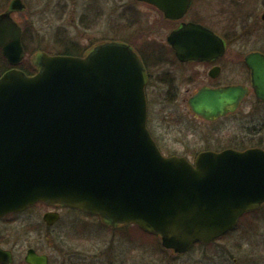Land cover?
I'll return each instance as SVG.
<instances>
[{
	"label": "water",
	"instance_id": "water-1",
	"mask_svg": "<svg viewBox=\"0 0 264 264\" xmlns=\"http://www.w3.org/2000/svg\"><path fill=\"white\" fill-rule=\"evenodd\" d=\"M180 19L192 0H139ZM12 0L0 13V48L11 65L25 58L22 27ZM168 42L179 59L211 60L226 44L211 29L185 22ZM39 71L13 67L0 76V217L46 201L99 214L111 225L136 223L158 233L175 252L209 242L233 227L243 213L264 204V150L200 153L192 164L165 156L148 127L147 69L131 45L109 41L85 56L36 54ZM264 99V54L246 57ZM245 90L200 89L195 111L213 118L234 110ZM56 221L57 213L45 214ZM31 264H49L29 249ZM11 251L0 247V261Z\"/></svg>",
	"mask_w": 264,
	"mask_h": 264
},
{
	"label": "flooded vegetation",
	"instance_id": "flooded-vegetation-1",
	"mask_svg": "<svg viewBox=\"0 0 264 264\" xmlns=\"http://www.w3.org/2000/svg\"><path fill=\"white\" fill-rule=\"evenodd\" d=\"M1 1L2 0H0V2ZM137 1L140 4L156 10L159 15V22H161L160 26H163L164 24L166 28L169 27L166 42L161 40L159 42L152 40L153 43H156L157 45H150L145 48L146 50H144L143 53L141 49L137 48L129 41H122L130 44L131 47L133 46L143 61L144 57L146 59V56L149 55V61H151L152 64L151 62L149 63L152 66L159 67V65L165 63L175 64V68L167 72V74H170L169 76H162V78H159L170 85L169 92L172 93V103H179L178 92H176V89H179L184 83L188 84V86H192L193 89L195 88V91L188 99H184L185 105L188 108V118L194 121V124L203 122L209 126L203 136V140L200 142L203 147L195 151V157L188 158L184 154H180V156H185L190 162L194 163L197 156L206 151L221 152L230 148L240 151L249 148H261L264 150V136L261 132L262 129H264V125L258 128V122L264 123V99L259 96V93L256 90L252 69L246 61L247 55L252 52H260L264 54V48H256L246 52H232L228 50L229 42L231 41L264 42V0H204L205 2L201 5H198L197 0H192V3L184 17L176 20L167 18L164 15V12L156 5L145 1ZM11 2L12 0H7L4 6L3 4H0V13L9 9ZM23 2L25 3L24 0ZM131 8L134 9L135 12H128V10H126L128 17H133V20L138 19L139 17L136 9L134 7ZM26 9L27 5L25 3V8L23 10L12 13L13 17L23 27V34L25 32L26 21L21 19L19 14L26 11ZM97 10H100L98 2L93 0L92 3L85 6L84 16L89 17L90 21L96 22L99 18V12ZM185 22L198 23L211 29L225 42V53L222 56L211 60L183 61L179 59L176 51L168 42V36L171 31L177 29ZM109 41L114 40H102L94 44L92 47L99 43ZM92 47H87L84 50L86 51L88 48ZM145 66L149 76L148 86L149 82L152 80V74L149 71L150 66L147 63H145ZM233 86H240L243 90H245V95L240 99L234 110L227 111L223 115L207 118L197 113L191 104L192 97H194L200 89L205 88L221 90ZM226 118H232L237 122H243V124L240 125V131L236 133L235 136L238 140L237 145L231 143L227 144L225 143V140L221 142V130H217L218 128L215 127L219 124H215ZM148 127L158 147L165 155H177L176 153L167 154L161 141L152 132L149 125ZM198 127L199 125H196V128ZM205 135L207 136L205 137ZM246 137L249 138V142L244 141ZM246 143L249 144L245 146ZM37 204H40L45 208L44 213L42 214V220L36 222L32 221V223H23L24 226L22 225V228L25 229L27 234L26 236H29L30 233H34L35 236L30 234L31 236L27 238V245L24 246H27L26 254L23 258L19 259L18 251L23 244L20 242L19 235L17 233H12L11 230L8 229L10 228L9 226H12V224L18 221L23 222L19 216L28 212ZM49 212L57 213L59 218L54 222L45 220V214ZM254 212L257 213L259 211L256 210ZM73 213L80 214L84 220L82 219V221L74 225H68L67 222H69V215ZM62 221H64L65 225L57 227ZM88 221H91L93 225L92 227L88 226ZM35 223L36 225H34ZM127 225L128 224L126 223L111 225V223L106 221L99 214H93L83 209L63 204L40 201L27 207L23 211L12 212L0 218V247L11 251L13 260L10 264H31L26 259L29 249L33 248L39 254H47L41 250L39 241L50 245L58 244L61 241L66 243L64 236L61 234L71 232L77 235L78 241H81L83 244L85 242H90V244H92V253L88 248H86V250L75 249V251H73V255L72 253H68L70 258L71 256L75 258V262H77V264H94L95 262H98L99 259H103L105 257L108 259L111 257H116L117 259L120 258L123 263H126L128 260L125 259V257L127 258L129 256L130 249H126L125 245L127 244L126 241L128 242L129 240H131L129 242L134 247V252H138V258L135 261L136 264H177V256L188 253L195 245L208 246L213 243V241L209 243L198 242L195 243L189 251L185 253H176L173 249H168L163 246L161 236L159 234L149 232L143 228L141 229L145 233L152 236V238L144 241L130 238L126 229ZM134 226L137 225L134 224ZM237 226L238 224L235 228H237ZM47 255L49 256L50 264L51 257L49 254ZM255 256L257 258L253 260V264H261L264 262V258H260V254H256ZM105 262L108 261L105 260ZM0 264L5 263L0 261ZM186 264H192V261H189V263L187 262Z\"/></svg>",
	"mask_w": 264,
	"mask_h": 264
},
{
	"label": "rangeland",
	"instance_id": "rangeland-1",
	"mask_svg": "<svg viewBox=\"0 0 264 264\" xmlns=\"http://www.w3.org/2000/svg\"><path fill=\"white\" fill-rule=\"evenodd\" d=\"M24 1L27 9L19 15L21 19L26 21L25 32L28 52L26 51L25 59L36 49L59 53L64 45L75 42L81 50H84L102 40H127L144 53L145 48L150 45H157L152 40L166 42V36L169 33V27L166 28L164 24L160 26L161 22H159L157 11L140 4L137 0H94L98 2L100 8L97 10L99 18L96 22H92L89 17L84 16L85 6L92 3L93 0ZM6 2L7 0H2L0 4L4 6ZM204 2V0H197L198 5ZM131 7H134L138 13L139 18L136 20H133L131 16L128 17L126 13V10L135 12ZM256 48H264V42L231 41L228 50L246 52ZM147 60L149 61V57ZM151 64L149 71L152 74V80L146 90L149 107L148 125L161 141L167 154H184L188 158H194L195 151L203 147L200 142L203 140L207 127H209L203 122L194 124V121L188 118V108L184 99H188L195 88L193 89L192 86L184 83L179 89H176L179 103H172V93L169 92L170 85L159 78L169 76L170 74L167 72L173 70L175 64L165 63L159 67ZM242 124L243 122H237L232 118H226L215 124L218 125L215 126L218 128L217 130H221V142L225 140L227 144L237 145L238 140L235 136L240 131ZM196 125L199 127L196 128ZM263 125L264 123L258 122V128ZM261 132L264 136V129ZM244 141L249 142V138L246 137ZM248 144L243 145L247 146ZM44 210L42 205L37 204L19 216L23 222L18 221L9 226L8 230L17 233L20 242L23 244L18 251L19 259L26 254L27 246H24L27 245V238L31 235L35 236L34 233L26 236V231L22 228L23 223L42 220ZM244 217L237 228L213 241L212 244L208 246L195 245L188 253L178 255L177 264H186L189 261H192V264H253V260L257 258L256 254H260V258H264V207L259 212H253ZM82 219L80 214L73 213L69 215V222L67 223L74 225ZM88 222V226L92 227L91 221ZM64 225V221H62L57 227ZM126 229L130 238L143 241L152 238L134 224H128ZM61 235L64 236L66 243L61 241L58 244L50 245L39 241L41 250L51 257L50 264H77L75 258L73 256L70 258L68 253L73 255L75 249L86 250V248L91 251L92 244L90 242L83 244L78 241V236L74 233L67 232ZM129 241H126L127 244L125 245L126 249H130L129 256L125 257L128 260L126 263H123L120 258L111 257L108 259L105 257L94 264H136L138 252H134V247Z\"/></svg>",
	"mask_w": 264,
	"mask_h": 264
},
{
	"label": "trees",
	"instance_id": "trees-1",
	"mask_svg": "<svg viewBox=\"0 0 264 264\" xmlns=\"http://www.w3.org/2000/svg\"><path fill=\"white\" fill-rule=\"evenodd\" d=\"M26 40H27V36H26V32H24L23 42H24L26 51L28 52V45H27ZM39 52L40 50H37V49L32 51L31 55L28 58L24 59L20 64H18L17 67L22 69L28 75H34L35 73H37L39 67L37 65L35 57H36V54H38ZM84 53H85V50H81L79 48V45L75 42H72L68 45H64L62 50L59 51V54H67V55H83ZM144 61L150 66V63L147 60V58L145 59L144 57ZM11 67L13 66L8 63V61L6 60V58L4 57L2 53V50L0 49V75L6 70L10 69Z\"/></svg>",
	"mask_w": 264,
	"mask_h": 264
}]
</instances>
